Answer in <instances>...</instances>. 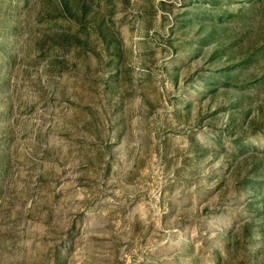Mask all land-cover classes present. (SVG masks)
<instances>
[{
  "label": "rangeland",
  "instance_id": "1",
  "mask_svg": "<svg viewBox=\"0 0 264 264\" xmlns=\"http://www.w3.org/2000/svg\"><path fill=\"white\" fill-rule=\"evenodd\" d=\"M0 264H264V0H0Z\"/></svg>",
  "mask_w": 264,
  "mask_h": 264
}]
</instances>
